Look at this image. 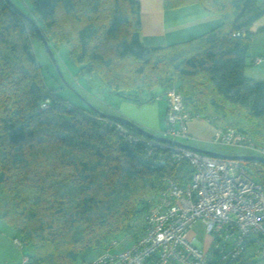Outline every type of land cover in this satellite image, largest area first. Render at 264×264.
Listing matches in <instances>:
<instances>
[{"label":"trees","instance_id":"trees-1","mask_svg":"<svg viewBox=\"0 0 264 264\" xmlns=\"http://www.w3.org/2000/svg\"><path fill=\"white\" fill-rule=\"evenodd\" d=\"M194 4L220 16L221 25L148 48L138 0H31L27 17L0 0V220L20 240L26 264H89L92 252L115 253L121 236L131 246L144 236L168 179L187 188L192 176L177 172L180 164L153 167L158 151L130 145L116 124L133 137L157 139L117 116L75 108L49 89L33 48L41 40L34 24L52 50L70 47L80 70L96 73L118 97L141 104L145 93L146 102L155 100V88L177 89L192 115L264 146V82L246 74L250 29L264 16V2L165 0L167 8Z\"/></svg>","mask_w":264,"mask_h":264},{"label":"built area","instance_id":"built-area-1","mask_svg":"<svg viewBox=\"0 0 264 264\" xmlns=\"http://www.w3.org/2000/svg\"><path fill=\"white\" fill-rule=\"evenodd\" d=\"M239 36V34H237ZM264 59H254L255 65ZM167 109L163 139L175 142L189 139L188 123L200 120L191 114L177 89L164 93ZM47 100L41 109L48 108ZM119 134L131 145L141 142L149 155L160 156L153 167L188 163L192 170L190 185L180 187L168 179L165 191L154 201L145 234L125 250L100 253L89 264H207L213 252L222 264H234L247 251L249 243L264 241V146L232 128H215L213 142L248 147L247 158L224 159L168 142L133 137L121 124ZM201 222L211 241L205 251L196 238L188 240L194 225ZM14 244L21 248L19 239ZM28 258H24L26 264Z\"/></svg>","mask_w":264,"mask_h":264},{"label":"crops","instance_id":"crops-1","mask_svg":"<svg viewBox=\"0 0 264 264\" xmlns=\"http://www.w3.org/2000/svg\"><path fill=\"white\" fill-rule=\"evenodd\" d=\"M138 1L140 3L141 13V42L148 48L166 47L195 39L216 29L222 23L220 16L205 13L203 8L198 4L167 8L165 6V0ZM263 2L264 0H257L258 4H262ZM262 30H264V16L255 22L250 29V33L254 36L246 67L247 76L259 82H264V62L262 65L256 66L253 64L252 59L255 57L264 58V32H261ZM154 95L156 99L158 93L156 92ZM164 101L163 114L160 111L158 117L153 108V118L157 120L162 118L165 127L167 104L166 100ZM115 113L116 112H114V114ZM101 114L106 115L104 113ZM114 114L111 116H114ZM158 125L159 124L156 123L150 127L155 130H160ZM188 129L189 137L191 138L188 139V141L185 140L183 142L184 145L201 151L225 155L214 147V144H216L213 142L215 127L211 123L201 119L194 120L189 122ZM9 236H13V240L17 238L15 232L11 233L0 226V264H24L23 251H19L14 243L15 247L11 245ZM211 241L212 239L207 237L206 243H199V245H201L205 251L209 252L211 250ZM5 246L7 248H5ZM216 258L219 261L217 256ZM216 258L214 259L216 260ZM214 259L211 261L212 263L208 261L207 264H216ZM238 264H264V243L251 241L248 245L247 251L243 254Z\"/></svg>","mask_w":264,"mask_h":264},{"label":"rangeland","instance_id":"rangeland-1","mask_svg":"<svg viewBox=\"0 0 264 264\" xmlns=\"http://www.w3.org/2000/svg\"><path fill=\"white\" fill-rule=\"evenodd\" d=\"M10 1L18 7L26 17L30 15L31 0ZM40 41L38 39L34 40L33 48L41 65L42 79L48 88L56 90L57 95L66 103L75 108L98 111L110 116L116 112L114 116H120L124 119L132 121L151 135L163 138V129L165 128L163 119L159 118L157 120L153 118V108L155 109L158 117L160 111L163 114L165 98H156L152 102H146L150 94L145 93L143 96L144 103L141 104L120 98L112 92V90L96 73H90L87 71L82 72L80 70L81 66L70 57V47L60 46L56 50L53 49V59L47 52L42 41ZM156 92L158 93V97L161 95L162 97L164 96L163 91L160 88H155L152 94H156ZM156 123L159 124L158 127L160 130H155L150 127ZM190 138L191 137H189V139ZM186 140L188 141V139ZM184 141L185 140L179 142L183 143ZM214 147L222 154L230 157H240L252 154V151L248 147L244 148L242 146H230L223 144H214ZM181 170L189 173L191 171V167L187 164H180L177 172ZM0 226L11 233H14L13 229L2 220H0ZM207 237L209 236L206 234L205 227L201 222L196 223L188 234L189 241L196 238L200 244H205ZM9 241L11 245L14 246L13 236H9ZM128 246H130V243L127 242L124 236H121L120 241L116 245L115 253L124 250ZM5 248L7 247L5 246ZM17 249L22 251L19 247ZM27 250L28 252L30 251L26 248L25 251ZM99 254L100 251L92 252L89 254V258H97Z\"/></svg>","mask_w":264,"mask_h":264},{"label":"water","instance_id":"water-1","mask_svg":"<svg viewBox=\"0 0 264 264\" xmlns=\"http://www.w3.org/2000/svg\"><path fill=\"white\" fill-rule=\"evenodd\" d=\"M34 27H35L36 32L39 35L42 43L44 44L47 52L54 59L53 51H52V49H51L48 41L45 39L44 35L42 34V32L40 31L39 27L36 24H34ZM101 115H103V114H101ZM118 120L121 121L122 123H124V124L132 127V128L137 129L139 132H141L143 135H145V136H147L149 138H153V139H157V140H160V141L168 142V143H171V144H174V145H177V146H182V147H185V148H188V149H191V150H195V151H198V152H201V153L208 154V155L213 156V157H219V158H224V159H234V158H247V159H251V158H254V157H245V156L230 157V156H227V155H218V154H215V153H212V152H208V151L197 150V149L192 148L190 146L184 145L183 143H180V142H175V141L166 140V139H163V138H159V137L153 136L150 133H148L145 130H143L140 126L134 124L132 121H129V120L124 119L122 117H118Z\"/></svg>","mask_w":264,"mask_h":264}]
</instances>
